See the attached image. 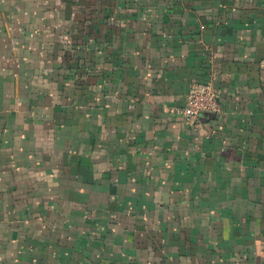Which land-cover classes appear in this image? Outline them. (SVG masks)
<instances>
[{
	"label": "crops",
	"instance_id": "0c3cea01",
	"mask_svg": "<svg viewBox=\"0 0 264 264\" xmlns=\"http://www.w3.org/2000/svg\"><path fill=\"white\" fill-rule=\"evenodd\" d=\"M0 264H264V0H0Z\"/></svg>",
	"mask_w": 264,
	"mask_h": 264
},
{
	"label": "built area",
	"instance_id": "2783aa9c",
	"mask_svg": "<svg viewBox=\"0 0 264 264\" xmlns=\"http://www.w3.org/2000/svg\"><path fill=\"white\" fill-rule=\"evenodd\" d=\"M220 99V91L211 84L192 83L186 93L185 105L179 113L190 127L196 128L201 114H222Z\"/></svg>",
	"mask_w": 264,
	"mask_h": 264
}]
</instances>
